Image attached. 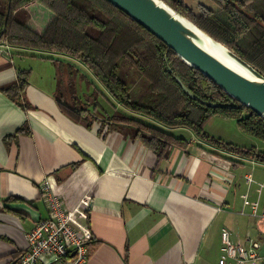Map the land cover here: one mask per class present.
Returning a JSON list of instances; mask_svg holds the SVG:
<instances>
[{
	"label": "crops",
	"instance_id": "0c3cea01",
	"mask_svg": "<svg viewBox=\"0 0 264 264\" xmlns=\"http://www.w3.org/2000/svg\"><path fill=\"white\" fill-rule=\"evenodd\" d=\"M32 21L40 30L43 20L34 16ZM46 54L14 47L0 54V264L15 262L27 247V232L48 216L41 194L45 181L70 208L82 196H92L85 264H220L223 229L245 247L250 241L264 243V220L244 206L245 176L253 173L243 155L178 127L169 130L184 137L186 145L159 156L128 128L105 121L107 108L101 104L92 107L101 113L91 111L97 116L91 126L73 121L58 97L72 103L74 82L75 97L88 106L80 97V82L86 83L80 76L110 104L111 97L87 69L61 71L55 61L73 59ZM22 69L29 70L27 108L1 91ZM115 107L124 110L118 103ZM249 192L250 200L260 195L255 183Z\"/></svg>",
	"mask_w": 264,
	"mask_h": 264
},
{
	"label": "trees",
	"instance_id": "16d2710c",
	"mask_svg": "<svg viewBox=\"0 0 264 264\" xmlns=\"http://www.w3.org/2000/svg\"><path fill=\"white\" fill-rule=\"evenodd\" d=\"M163 1L264 76V0H207L194 6L186 0ZM34 16L45 21L42 27L36 24L40 30L31 22ZM0 44L45 52L52 59L51 54H59L79 62L124 109L112 103V114L104 111L109 116L105 121L112 127L128 128L132 137L159 156H167L174 146L186 145L184 137L169 130L186 127L205 141L264 164V149L237 147L205 130L207 121L219 115L235 119L244 132L264 140V119L240 105L108 0H0ZM122 58L147 82L137 96L132 95L131 86L118 73ZM55 61L61 71L77 73L81 69L61 58ZM28 76V69L19 70L16 81L1 86V91L23 108L29 106L23 97ZM80 79L91 84L83 76ZM75 93V83L71 82L74 103L59 94L61 109L73 121L91 126L97 116H90L92 110L80 105ZM94 93L101 94L97 88ZM206 102L220 106L210 107Z\"/></svg>",
	"mask_w": 264,
	"mask_h": 264
},
{
	"label": "built area",
	"instance_id": "2783aa9c",
	"mask_svg": "<svg viewBox=\"0 0 264 264\" xmlns=\"http://www.w3.org/2000/svg\"><path fill=\"white\" fill-rule=\"evenodd\" d=\"M10 49L9 45L0 44L1 54H9ZM245 180L248 189L244 206L264 220V182L255 180L251 173L246 174ZM253 183L258 185L260 195L250 200ZM41 194L48 207V216L27 232V247L12 264H85L89 256L88 242L92 238L86 224L92 196H82L76 206L70 208L47 181L41 184ZM262 245L259 241H250V246L245 247L241 241L232 240L228 229H223V254L219 263L231 259L233 264H264V256L259 253Z\"/></svg>",
	"mask_w": 264,
	"mask_h": 264
},
{
	"label": "water",
	"instance_id": "95a60500",
	"mask_svg": "<svg viewBox=\"0 0 264 264\" xmlns=\"http://www.w3.org/2000/svg\"><path fill=\"white\" fill-rule=\"evenodd\" d=\"M108 1L163 41L187 64L209 77L240 105L248 107L264 119V76L250 63L209 36L163 0ZM199 33L223 46L226 53L246 68L252 77L236 71L208 51ZM177 80L183 85L178 77ZM206 104L210 107L220 106L212 102ZM239 104L235 106H240ZM259 253L264 256V243Z\"/></svg>",
	"mask_w": 264,
	"mask_h": 264
},
{
	"label": "rangeland",
	"instance_id": "374dc122",
	"mask_svg": "<svg viewBox=\"0 0 264 264\" xmlns=\"http://www.w3.org/2000/svg\"><path fill=\"white\" fill-rule=\"evenodd\" d=\"M188 4L194 6L197 2H208L207 0H186ZM74 60V59H73ZM76 64H79V62L75 61ZM81 68H85L83 65L79 64ZM88 71V70H87ZM118 73L119 75L125 79V81L131 86V92L132 95L137 96L143 89V85L146 84L147 82L143 77L139 74L138 70H136L134 67L130 66L129 62L125 59L122 58L119 61V68H118ZM91 74V73H90ZM92 75V74H91ZM81 89L79 90L80 92V97L83 99L82 101L84 103L90 104V106L85 105L86 107L92 108L98 107V104L103 105L107 108V110L110 112L109 116L112 114L114 108L112 107V104L109 103L106 98H104L103 94H99L98 100L97 96L95 95V88L94 87H88V84L85 82H80ZM103 91V89H102ZM88 92L90 94L89 97H85L84 93ZM104 92V91H103ZM106 92V91H105ZM107 93V92H106ZM107 96L109 97L108 93ZM87 98V100H86ZM110 98V97H109ZM96 100L98 103H96ZM112 103L117 104L114 99H111ZM81 105V104H80ZM120 107V106H118ZM95 109V108H94ZM92 108L91 110L94 111ZM119 109V108H117ZM123 109V107H122ZM96 113H101L100 109H95ZM104 118L109 117L108 113H104ZM100 116V115H99ZM214 118H210V120L207 121L205 124V128L207 131H211V133H221L223 138L221 140H225L226 142H232L233 145L238 146V147H252L255 146L258 149H264V140L259 139L255 136H252L246 132H244L242 129L237 124V121L232 118H223L219 115L213 116ZM216 120V121H215ZM218 120H225V121H218ZM220 127V128H219ZM169 129V128H168ZM213 129V130H212ZM206 131V132H207ZM213 131V132H212ZM223 140V141H224ZM244 157V156H243ZM240 159V158H239ZM244 165H246L247 170L253 173V178L259 182H264V166L262 163L258 162L254 158L251 157H245L243 160ZM262 164V165H260ZM253 166V167H251ZM253 168V169H252ZM257 168V169H256ZM235 218V216L233 217Z\"/></svg>",
	"mask_w": 264,
	"mask_h": 264
},
{
	"label": "bare ground",
	"instance_id": "6f19581e",
	"mask_svg": "<svg viewBox=\"0 0 264 264\" xmlns=\"http://www.w3.org/2000/svg\"><path fill=\"white\" fill-rule=\"evenodd\" d=\"M204 46L210 51L213 55H215L217 58H219L222 62L230 66L231 68L235 69L236 71L242 73L243 75L247 77H252L250 72L244 68L242 65H240L238 62H236L233 58H231L225 51L224 47L218 44H215L210 40L207 36L199 33Z\"/></svg>",
	"mask_w": 264,
	"mask_h": 264
}]
</instances>
